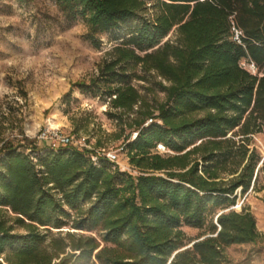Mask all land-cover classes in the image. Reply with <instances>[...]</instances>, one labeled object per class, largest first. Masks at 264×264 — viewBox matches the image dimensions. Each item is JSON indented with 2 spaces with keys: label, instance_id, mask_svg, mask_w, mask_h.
I'll list each match as a JSON object with an SVG mask.
<instances>
[{
  "label": "trees",
  "instance_id": "16d2710c",
  "mask_svg": "<svg viewBox=\"0 0 264 264\" xmlns=\"http://www.w3.org/2000/svg\"><path fill=\"white\" fill-rule=\"evenodd\" d=\"M56 1L95 48L137 20L99 76L77 84L133 114L122 150L137 174L68 146L5 144L0 264H221L226 247L256 242L254 216L232 206L261 171L249 141L264 128V0ZM137 67L165 81L163 101L141 97ZM66 227L87 234L52 235Z\"/></svg>",
  "mask_w": 264,
  "mask_h": 264
},
{
  "label": "rangeland",
  "instance_id": "374dc122",
  "mask_svg": "<svg viewBox=\"0 0 264 264\" xmlns=\"http://www.w3.org/2000/svg\"><path fill=\"white\" fill-rule=\"evenodd\" d=\"M135 24L137 20H131L120 30L99 35L100 47L95 48L87 38V27L69 20L56 0H0V149L6 144L28 153L57 147L39 139L41 132L56 130L72 138L70 147L90 155L99 150L114 152L118 168L136 175L122 150L125 138L135 137L128 125L133 114H122L111 107L109 99L77 88L99 76L113 47ZM176 38L174 28L164 41ZM241 65L255 72L245 61ZM135 72L139 79H133L132 85L141 97L150 104L163 101L160 85H166L165 81L140 67ZM249 149L259 158L254 175L257 167L261 171L246 193L237 189L232 208L254 216L260 238L226 247V261L221 264H264V128L250 136ZM57 231L52 230L54 237L64 238L68 232L87 234L67 227ZM183 231L188 237L200 233L188 227Z\"/></svg>",
  "mask_w": 264,
  "mask_h": 264
},
{
  "label": "built area",
  "instance_id": "2783aa9c",
  "mask_svg": "<svg viewBox=\"0 0 264 264\" xmlns=\"http://www.w3.org/2000/svg\"><path fill=\"white\" fill-rule=\"evenodd\" d=\"M238 32H236V35ZM39 139L43 141H50L52 143L58 144L57 147L59 146H68L70 147L73 144V140L70 136H65L59 131L56 130H51V131H43L39 135ZM57 147H52V148H57ZM74 148V147H72ZM156 151H162L163 153L168 152L161 144H158L156 146ZM95 156L102 157L106 160H108L111 163H116L117 162V155L114 152H105V151H97L95 153ZM95 158V157H94Z\"/></svg>",
  "mask_w": 264,
  "mask_h": 264
}]
</instances>
